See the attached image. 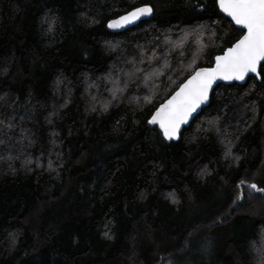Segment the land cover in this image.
<instances>
[{"label":"trees","instance_id":"trees-1","mask_svg":"<svg viewBox=\"0 0 264 264\" xmlns=\"http://www.w3.org/2000/svg\"><path fill=\"white\" fill-rule=\"evenodd\" d=\"M241 34L216 0H0V264H264V62L148 123Z\"/></svg>","mask_w":264,"mask_h":264},{"label":"snow or ice","instance_id":"snow-or-ice-1","mask_svg":"<svg viewBox=\"0 0 264 264\" xmlns=\"http://www.w3.org/2000/svg\"><path fill=\"white\" fill-rule=\"evenodd\" d=\"M217 4L231 22L240 27L243 35L222 55L215 57L212 67L194 69L187 80L152 113L148 123L158 124L166 140L177 138L181 125L188 123L189 117L208 99L209 89L215 80H244L247 74L256 73L258 65L264 61V0H217ZM151 12L148 6L135 8L110 21L107 27H123ZM248 186L264 192L254 183Z\"/></svg>","mask_w":264,"mask_h":264},{"label":"water","instance_id":"water-1","mask_svg":"<svg viewBox=\"0 0 264 264\" xmlns=\"http://www.w3.org/2000/svg\"><path fill=\"white\" fill-rule=\"evenodd\" d=\"M216 3H217V0H216ZM144 6H148V7H150L151 9H152V12L149 14V15H145V16H141L139 19H137V20H134L133 22H131V23H128V24H125L123 27H120V28H108L110 31H112V32H118V31H122V30H124V29H126V28H129V27H131V26H134V25H136L139 21H141V20H144V19H149L151 16H152V14H153V8H152V6L150 5V4H143V5H139V6H136V7H133V8H131L130 10H128V11H126V12H124V13H122V14H120V15H118V16H116V17H113V18H111V19H109L108 21H107V23H106V26L108 25V23L110 22V21H112V20H117L120 16H124V15H126L128 12H130V11H133L135 8H139V7H144ZM217 6H218V4H217ZM218 8H219V6H218ZM219 10H220V8H219ZM221 11V10H220ZM222 12V11H221ZM222 14H224L225 16H226V14L225 13H223L222 12ZM230 21H231V18L230 17H228V16H226ZM233 23V22H232ZM234 24V23H233ZM234 26L235 27H237V28H239L240 29V27L239 26H237V25H235L234 24ZM241 35H243V31H242V34ZM240 35V36H241ZM240 36H239V38H240ZM239 38H237L232 44H234ZM232 44H230L229 46H227L225 49H227V48H229V47H231V45ZM224 49V50H225ZM223 50V51H224ZM223 51L221 52V53H218V54H216L215 56H214V58H213V62H212V64L211 65H209V66H200V67H197V68H209V67H212L214 64H215V57L216 56H218V55H222L223 54ZM262 62H264V61H262ZM261 62V63H262ZM261 65V64H260ZM260 65H258V70H257V72L256 73H249V74H247L246 75V77H245V79L244 80H239V81H237V80H221V79H217V80H215L214 82H213V84H212V86H211V88L209 89V93H208V99L197 109V111L193 114V116H191V117H189V122L188 123H186V124H182L181 125V127H180V131H179V133H178V135H177V138L176 139H173V140H168V141H177L178 139H179V136H180V132H181V130L184 128V127H186V126H188L189 125V123L191 122V120L201 111V109L203 108V107H205L208 103H209V99H210V94H211V92H212V90H213V88L217 85V84H219V83H223V84H230V83H233V82H235V83H239V84H241V83H244L245 81H246V79H247V77L248 76H254V77H256L257 79H260V74H259V68H260ZM192 74V73H191ZM190 74V75H191ZM189 75V76H190ZM189 76H187L178 86H177V88L174 90V91H172L162 102H160L157 106H156V108L157 107H159L160 106V104H162V103H164V101L165 100H167L178 88H179V86L185 81V80H187V78L189 77ZM156 108L152 111V113H154L155 112V110H156ZM152 113H151V115H152ZM151 115L149 116V118H148V120L151 118ZM150 125H155V126H157L158 127V129L161 131V129L159 128V125L158 124H150ZM161 133H162V131H161ZM162 135H163V133H162ZM164 137V136H163ZM165 139V138H164Z\"/></svg>","mask_w":264,"mask_h":264},{"label":"rangeland","instance_id":"rangeland-1","mask_svg":"<svg viewBox=\"0 0 264 264\" xmlns=\"http://www.w3.org/2000/svg\"><path fill=\"white\" fill-rule=\"evenodd\" d=\"M166 264H171V262L170 261H167Z\"/></svg>","mask_w":264,"mask_h":264}]
</instances>
